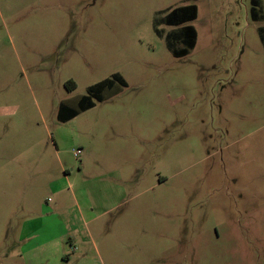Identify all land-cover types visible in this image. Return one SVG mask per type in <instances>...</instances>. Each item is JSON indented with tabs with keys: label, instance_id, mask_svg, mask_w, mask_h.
Segmentation results:
<instances>
[{
	"label": "rangeland",
	"instance_id": "rangeland-1",
	"mask_svg": "<svg viewBox=\"0 0 264 264\" xmlns=\"http://www.w3.org/2000/svg\"><path fill=\"white\" fill-rule=\"evenodd\" d=\"M260 1L0 0V264H264Z\"/></svg>",
	"mask_w": 264,
	"mask_h": 264
},
{
	"label": "trees",
	"instance_id": "trees-1",
	"mask_svg": "<svg viewBox=\"0 0 264 264\" xmlns=\"http://www.w3.org/2000/svg\"><path fill=\"white\" fill-rule=\"evenodd\" d=\"M198 14V6L190 4L171 10L164 18L162 24L174 28L173 31L167 34L166 41L168 48L175 57H185L195 49L198 41V31L191 23L197 20ZM256 14L255 20L262 17L259 16V13ZM178 43L183 45V48L178 49ZM67 87L69 91H72L75 89V84L70 82ZM122 87H124V81L120 76L115 75L114 78L89 88L88 94L63 101L59 107L58 119L61 122H68L85 111L94 108L97 102L108 100L113 94L120 92Z\"/></svg>",
	"mask_w": 264,
	"mask_h": 264
},
{
	"label": "flooded vegetation",
	"instance_id": "flooded-vegetation-1",
	"mask_svg": "<svg viewBox=\"0 0 264 264\" xmlns=\"http://www.w3.org/2000/svg\"><path fill=\"white\" fill-rule=\"evenodd\" d=\"M251 5V14L254 19L255 15H257L256 13H259V10L261 9L262 2L260 0H251Z\"/></svg>",
	"mask_w": 264,
	"mask_h": 264
},
{
	"label": "built area",
	"instance_id": "built-area-1",
	"mask_svg": "<svg viewBox=\"0 0 264 264\" xmlns=\"http://www.w3.org/2000/svg\"><path fill=\"white\" fill-rule=\"evenodd\" d=\"M79 154H80V152L78 151V152H77V155H79Z\"/></svg>",
	"mask_w": 264,
	"mask_h": 264
}]
</instances>
